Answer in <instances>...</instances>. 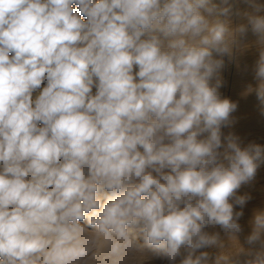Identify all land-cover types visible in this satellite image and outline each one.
Masks as SVG:
<instances>
[{"label": "clouds", "instance_id": "obj_1", "mask_svg": "<svg viewBox=\"0 0 264 264\" xmlns=\"http://www.w3.org/2000/svg\"><path fill=\"white\" fill-rule=\"evenodd\" d=\"M245 3L0 0V264H210L206 228L237 238L264 164L222 133L235 34L256 37L264 115V4ZM249 224L250 258L212 264H264V210Z\"/></svg>", "mask_w": 264, "mask_h": 264}, {"label": "bare ground", "instance_id": "obj_2", "mask_svg": "<svg viewBox=\"0 0 264 264\" xmlns=\"http://www.w3.org/2000/svg\"><path fill=\"white\" fill-rule=\"evenodd\" d=\"M217 0H215L216 2ZM257 3L264 4V0H256ZM231 3V2H230ZM232 3L241 13L253 12L252 8L245 3V0H232ZM264 15V13H260ZM238 22H244L243 16H237ZM86 19V18H84ZM236 24V25H237ZM237 44L234 48V54L231 59L224 57L225 67L221 71V76L227 82L228 75L232 77L230 89L232 88L231 100L238 103V108L233 115L234 123L227 127V134L234 133L240 137L241 147H246L249 143H256L264 146V115H261V105L256 97L255 92H248V87L257 86L255 77V65L259 58V51L255 44L256 37L249 31L246 36L240 37L235 34ZM215 55V54H214ZM225 83L220 89L221 98L223 99ZM42 90L37 89L33 93L35 98ZM95 91V89H93ZM238 195H251L252 199L247 201L243 207L244 215L238 221L243 231L237 235L236 239L229 237L219 226L209 227L208 232H219L223 247L204 248L210 254V264L218 255L231 256L241 261L250 258L247 253L251 246L246 243V237L251 234V226L249 221L253 216L254 210H264V164H262L256 173L255 179L248 185H243L237 192ZM234 210H241L239 206H235ZM105 247L104 240L99 242ZM258 249V245L256 246ZM214 250H211V249ZM243 249V251H240ZM200 253V252H199Z\"/></svg>", "mask_w": 264, "mask_h": 264}, {"label": "rangeland", "instance_id": "obj_3", "mask_svg": "<svg viewBox=\"0 0 264 264\" xmlns=\"http://www.w3.org/2000/svg\"><path fill=\"white\" fill-rule=\"evenodd\" d=\"M217 3H219V0H217L216 1ZM230 2L232 3V0H230ZM233 4V3H232ZM234 5V4H233ZM249 8H251V7H249ZM237 10V7L234 5V11H236ZM237 16H235V15H233V17H232V27L234 28L235 26H236V24H237V22H238V18H236ZM239 17V16H238ZM227 82H225V92H224V96L225 97H223V98H229V99H231V93H232V88L230 89V87H232L231 86V82H232V77H231V75L229 76L228 75V77H227ZM43 86H46V82H45V85H42V87ZM231 119L233 120L234 118H233V115H231ZM222 133L224 134V135H227V127H224V128H222ZM206 231H208V228H206ZM100 240L101 241H103V238L101 237L99 240H98V242H97V248L100 250V251H103V249L105 248V247H102L101 246V244L99 243L100 242ZM105 243V242H104ZM211 250H214L213 248L211 249ZM203 251V249H200V250H198V252H197V255L199 254V252H202ZM126 264H147V262L144 260V254L143 253H140V252H137V251H133L130 255H129V257H128V259H127V261H126Z\"/></svg>", "mask_w": 264, "mask_h": 264}]
</instances>
